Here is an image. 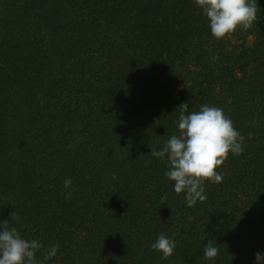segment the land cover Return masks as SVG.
I'll use <instances>...</instances> for the list:
<instances>
[{
	"label": "trees",
	"instance_id": "16d2710c",
	"mask_svg": "<svg viewBox=\"0 0 264 264\" xmlns=\"http://www.w3.org/2000/svg\"><path fill=\"white\" fill-rule=\"evenodd\" d=\"M257 7L251 28L216 39L195 0H0V221L42 243L37 259L58 243L46 264H255L264 0ZM184 102L221 108L245 137L192 207L165 176L167 154L150 153L179 135ZM158 233L176 241L167 259L151 248Z\"/></svg>",
	"mask_w": 264,
	"mask_h": 264
},
{
	"label": "clouds",
	"instance_id": "9594fccd",
	"mask_svg": "<svg viewBox=\"0 0 264 264\" xmlns=\"http://www.w3.org/2000/svg\"><path fill=\"white\" fill-rule=\"evenodd\" d=\"M209 21L211 34L222 39L235 32L238 27L251 28L257 21V0H195ZM179 135H172L161 150L151 148V155L161 160L167 154L169 170L165 176L174 181V191L185 193L188 207L207 199L204 195V182L220 183L223 176L216 169L223 165L229 153L240 155L245 137L233 125L232 120L221 108L204 104L198 111L189 112L188 102L178 106ZM252 133H249L251 138ZM72 186L71 178L64 180L65 189ZM75 189H72L74 191ZM71 198V191L66 192ZM166 198L162 197V200ZM13 220L20 217L15 211L10 213ZM37 239H26L16 227L10 226L8 218L0 221V264H46L57 255L59 244L49 246L37 259V252L43 249ZM176 241L164 233H158L151 248L162 253V259L173 254ZM219 249L214 240L205 243L203 256L214 260ZM255 264H264V253L255 254Z\"/></svg>",
	"mask_w": 264,
	"mask_h": 264
}]
</instances>
